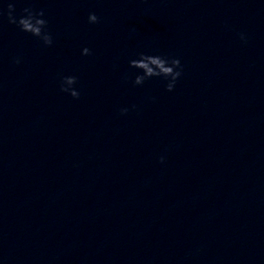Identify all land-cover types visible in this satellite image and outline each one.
Wrapping results in <instances>:
<instances>
[{
  "label": "clouds",
  "instance_id": "9594fccd",
  "mask_svg": "<svg viewBox=\"0 0 264 264\" xmlns=\"http://www.w3.org/2000/svg\"><path fill=\"white\" fill-rule=\"evenodd\" d=\"M16 11L15 0H10L7 3V11L0 9V17L7 16L9 24L16 25L22 32L29 33L40 40L44 46L49 47L53 44V36L48 30V21L44 18L45 12L43 9L35 10L32 7H25L22 9V14L17 17L14 15ZM88 21L91 24L99 23L100 18L93 12L89 13ZM240 39L247 42V36L240 33ZM82 55H91V50L84 47L81 52ZM15 64L21 63V58L16 57L13 61ZM130 69H136L138 72L132 79L134 86L143 85L144 82L153 77H161L167 81L166 91L172 92L175 89L176 83L183 75V66L179 58L167 55H149L144 52L137 54V58L128 61ZM129 79L125 76V80ZM78 83V78L74 75L62 76L60 78V91L67 93L74 99H79L80 92L75 85ZM136 106L133 105L134 109ZM121 115H126L129 108L123 107L119 109ZM165 162V157H160V163Z\"/></svg>",
  "mask_w": 264,
  "mask_h": 264
}]
</instances>
